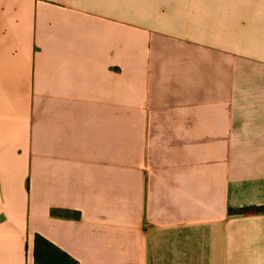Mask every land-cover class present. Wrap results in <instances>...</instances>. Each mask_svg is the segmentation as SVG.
I'll return each instance as SVG.
<instances>
[{
    "label": "crops",
    "instance_id": "1",
    "mask_svg": "<svg viewBox=\"0 0 264 264\" xmlns=\"http://www.w3.org/2000/svg\"><path fill=\"white\" fill-rule=\"evenodd\" d=\"M257 207L264 0H0V264H264Z\"/></svg>",
    "mask_w": 264,
    "mask_h": 264
},
{
    "label": "trees",
    "instance_id": "2",
    "mask_svg": "<svg viewBox=\"0 0 264 264\" xmlns=\"http://www.w3.org/2000/svg\"><path fill=\"white\" fill-rule=\"evenodd\" d=\"M257 210L264 211V207H257ZM249 209H228V213L232 214L233 212H247ZM52 215L55 216H65V217H78V212L70 211L69 209H56L51 211ZM34 251L33 255V264H79L77 260L70 257L65 251L61 248L54 245L48 239L42 237L41 235L36 234L34 236Z\"/></svg>",
    "mask_w": 264,
    "mask_h": 264
}]
</instances>
